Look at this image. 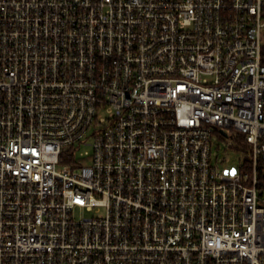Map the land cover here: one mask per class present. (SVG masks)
Returning a JSON list of instances; mask_svg holds the SVG:
<instances>
[{
	"label": "built area",
	"instance_id": "2783aa9c",
	"mask_svg": "<svg viewBox=\"0 0 264 264\" xmlns=\"http://www.w3.org/2000/svg\"><path fill=\"white\" fill-rule=\"evenodd\" d=\"M263 59L264 0H0V264H264Z\"/></svg>",
	"mask_w": 264,
	"mask_h": 264
},
{
	"label": "rangeland",
	"instance_id": "374dc122",
	"mask_svg": "<svg viewBox=\"0 0 264 264\" xmlns=\"http://www.w3.org/2000/svg\"><path fill=\"white\" fill-rule=\"evenodd\" d=\"M240 135L224 137L218 132L214 134L212 145V161L221 171L239 173L244 160L248 157L250 147L245 141L238 138ZM90 147L85 146L83 150ZM81 157V156H80ZM85 159H82L84 163ZM264 198V193H262ZM79 215V214H78Z\"/></svg>",
	"mask_w": 264,
	"mask_h": 264
},
{
	"label": "trees",
	"instance_id": "16d2710c",
	"mask_svg": "<svg viewBox=\"0 0 264 264\" xmlns=\"http://www.w3.org/2000/svg\"><path fill=\"white\" fill-rule=\"evenodd\" d=\"M263 62H264V59H263ZM238 138L244 141V137L242 135H240Z\"/></svg>",
	"mask_w": 264,
	"mask_h": 264
},
{
	"label": "water",
	"instance_id": "95a60500",
	"mask_svg": "<svg viewBox=\"0 0 264 264\" xmlns=\"http://www.w3.org/2000/svg\"><path fill=\"white\" fill-rule=\"evenodd\" d=\"M221 133L225 136H227V133L224 130H221Z\"/></svg>",
	"mask_w": 264,
	"mask_h": 264
}]
</instances>
